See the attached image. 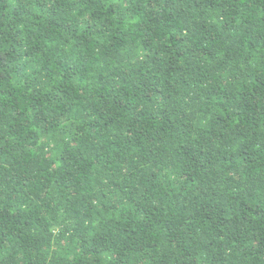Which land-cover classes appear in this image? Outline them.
I'll return each instance as SVG.
<instances>
[{
  "label": "trees",
  "instance_id": "trees-1",
  "mask_svg": "<svg viewBox=\"0 0 264 264\" xmlns=\"http://www.w3.org/2000/svg\"><path fill=\"white\" fill-rule=\"evenodd\" d=\"M0 264H264V0H0Z\"/></svg>",
  "mask_w": 264,
  "mask_h": 264
}]
</instances>
